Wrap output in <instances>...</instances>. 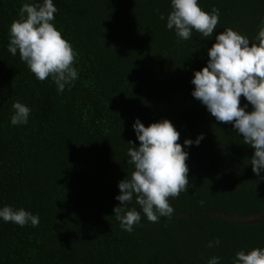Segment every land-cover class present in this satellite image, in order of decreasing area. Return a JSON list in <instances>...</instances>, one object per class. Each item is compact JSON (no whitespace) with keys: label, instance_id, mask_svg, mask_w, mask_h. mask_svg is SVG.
<instances>
[{"label":"trees","instance_id":"1","mask_svg":"<svg viewBox=\"0 0 264 264\" xmlns=\"http://www.w3.org/2000/svg\"><path fill=\"white\" fill-rule=\"evenodd\" d=\"M24 2L33 0H0V207L24 208L40 222L0 220V264H205L214 255L232 264L237 251L264 247V180L249 164L253 149L191 96L190 82L218 32L254 39L264 0H199L206 12L219 9V24L211 39L193 32L187 41L160 19L170 0H53V23L78 69L61 94L7 51ZM16 100L31 109L27 125L10 123ZM135 118L145 127L169 120L182 146L204 139L187 149L189 187L169 198L172 218L142 217L128 233L113 208L129 171L127 142L139 145Z\"/></svg>","mask_w":264,"mask_h":264},{"label":"clouds","instance_id":"2","mask_svg":"<svg viewBox=\"0 0 264 264\" xmlns=\"http://www.w3.org/2000/svg\"><path fill=\"white\" fill-rule=\"evenodd\" d=\"M171 10L166 21L167 30L173 31L180 41L193 38L198 32L204 39H211L220 19L219 9L211 12L202 10L199 0H170ZM58 11L53 0L24 2L18 18L8 27L7 51L19 55L31 73L39 81L49 77L61 94L66 87L78 79L74 66L76 53L62 37L53 21ZM254 39H249L233 28H225L215 35V42L207 49V61L200 70H193L191 96L198 100L206 111L222 123H231L243 144L253 149L250 165L252 172L264 180V18L258 26ZM179 42V41H178ZM241 96L247 101L240 105ZM249 104L251 111H247ZM10 123L13 126L27 125L31 109L16 100L12 103ZM132 128L139 141H132L126 151V165L129 171L118 182L119 204L113 208L114 217L122 230L132 233L139 226L142 217L152 223L160 218H172L174 208L169 198L187 193L189 187L186 164L191 146H199L203 133L193 139L177 141L180 132L167 119L150 123L147 127L135 118ZM0 220L12 222L20 227H37L38 214L11 205L0 207ZM210 241L207 247L219 245ZM220 256H210L205 264H221ZM232 264H264V247L241 249L232 257Z\"/></svg>","mask_w":264,"mask_h":264}]
</instances>
